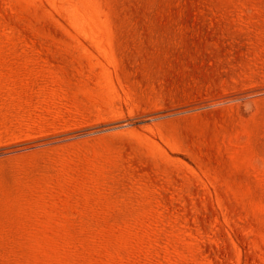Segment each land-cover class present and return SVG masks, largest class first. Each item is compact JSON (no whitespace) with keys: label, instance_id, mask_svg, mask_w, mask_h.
Returning <instances> with one entry per match:
<instances>
[{"label":"rangeland","instance_id":"1","mask_svg":"<svg viewBox=\"0 0 264 264\" xmlns=\"http://www.w3.org/2000/svg\"><path fill=\"white\" fill-rule=\"evenodd\" d=\"M0 264H264V0H0Z\"/></svg>","mask_w":264,"mask_h":264}]
</instances>
